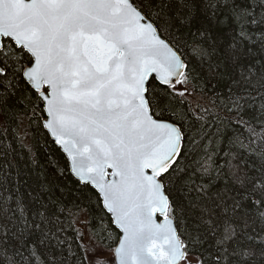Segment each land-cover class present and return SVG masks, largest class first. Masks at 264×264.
<instances>
[{
	"label": "snow or ice",
	"instance_id": "6c2138e0",
	"mask_svg": "<svg viewBox=\"0 0 264 264\" xmlns=\"http://www.w3.org/2000/svg\"><path fill=\"white\" fill-rule=\"evenodd\" d=\"M0 264H264V0H0Z\"/></svg>",
	"mask_w": 264,
	"mask_h": 264
}]
</instances>
